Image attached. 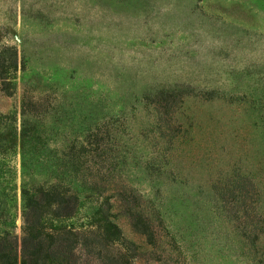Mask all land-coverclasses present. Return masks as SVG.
<instances>
[{"label":"rangeland","instance_id":"374dc122","mask_svg":"<svg viewBox=\"0 0 264 264\" xmlns=\"http://www.w3.org/2000/svg\"><path fill=\"white\" fill-rule=\"evenodd\" d=\"M2 47L18 246L22 188L54 185L78 264H264V0H0Z\"/></svg>","mask_w":264,"mask_h":264},{"label":"trees","instance_id":"16d2710c","mask_svg":"<svg viewBox=\"0 0 264 264\" xmlns=\"http://www.w3.org/2000/svg\"><path fill=\"white\" fill-rule=\"evenodd\" d=\"M15 48H0V89L10 90L11 73L16 69ZM220 195L225 192L220 191ZM21 237L18 246L16 234L10 229L0 230V264H78L77 232L64 227L42 225L44 215L50 210L55 218L75 213L79 197L70 189L23 187L21 190ZM0 207V221L6 214Z\"/></svg>","mask_w":264,"mask_h":264}]
</instances>
